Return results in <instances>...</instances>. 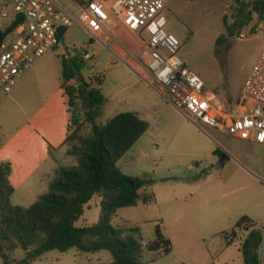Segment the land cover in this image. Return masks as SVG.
Listing matches in <instances>:
<instances>
[{"label": "rangeland", "instance_id": "obj_1", "mask_svg": "<svg viewBox=\"0 0 264 264\" xmlns=\"http://www.w3.org/2000/svg\"><path fill=\"white\" fill-rule=\"evenodd\" d=\"M255 1L171 0L167 6L168 29L181 41L180 57L228 109L236 108L242 100L244 82L264 51V20H259L253 9ZM127 40L128 36L121 34L108 41L92 38L81 27L69 26L59 47L39 58L28 79L18 80L12 92L1 98L0 135L11 133L24 121L35 124L45 120L48 110L56 106L68 110L63 105L67 96L61 87L63 58L69 61L84 55L86 66L80 71L73 68L76 78L68 85L77 86L79 80H84L100 88L106 98L115 89L127 97L141 89L146 99L141 116L149 122V129L116 166L124 175L151 180L141 193L152 200L144 203L141 198L136 206L118 209L112 225L121 230L123 237L131 235L140 241L142 264H227L228 257L244 250L247 239L248 244L252 243V233H264V167L246 166L236 150L242 142L240 137L200 129L166 101L159 84L148 74L149 56L142 40L136 41L135 59L122 60L111 50L114 44ZM87 52L94 55V60L85 59ZM97 77L102 81L100 86ZM72 112L84 117L80 99ZM110 117V111L105 110L96 123L104 125ZM92 136V124L85 122L67 147L57 150L54 180L61 169L78 164L81 138ZM216 149L235 156L221 165L214 154ZM11 174L12 167L9 179ZM13 183L16 187L12 200L23 207L37 200L33 194L49 193L45 180L33 178L25 188L16 178ZM101 201L97 194L84 206L76 221L78 227L101 219ZM245 216L253 222L237 227ZM158 225L172 242L170 253L148 249ZM249 232L251 237L247 238ZM4 245L12 264L25 258V251L15 239ZM111 261L108 251L82 252L73 247L66 252L47 251L31 264ZM234 264H242V260Z\"/></svg>", "mask_w": 264, "mask_h": 264}, {"label": "trees", "instance_id": "obj_2", "mask_svg": "<svg viewBox=\"0 0 264 264\" xmlns=\"http://www.w3.org/2000/svg\"><path fill=\"white\" fill-rule=\"evenodd\" d=\"M253 9L259 20H264V0H256ZM7 34L8 31L0 30V47ZM63 65L62 88L71 114L64 144L76 137L78 129L85 122L92 124L93 136L90 139L81 138L78 164L61 169L57 179L50 183L49 193L40 196L29 207L14 204L12 198L15 187L9 179L11 165L0 162L2 264H12L4 245L10 239H15L26 253L25 258L14 261L17 264H31L47 251L56 249L66 252L73 247L82 252L108 251L112 255L109 264H142L140 257L143 247L140 241L131 235L123 237L121 230L112 225V220L118 209L136 206L141 198L144 203L152 200L151 196H142L141 193L151 180L124 175L116 166L148 131L149 123L135 113L121 112L106 124L98 125L96 119L104 115L107 104L101 89L84 80H79L77 86L68 85L76 78L73 68L80 71L86 66L84 55L69 61L63 58ZM96 80L100 86L101 79L97 77ZM79 99L85 109L83 118L72 112V107ZM214 154L219 156L221 165L229 160V156L219 149ZM97 194L102 197L101 219L91 225L78 227L76 221L83 214L84 206ZM252 222L245 216L237 223V227ZM155 231L156 238L148 245V249L170 253L171 240L165 237L159 225ZM255 263L258 264L256 257L245 256V264Z\"/></svg>", "mask_w": 264, "mask_h": 264}, {"label": "built area", "instance_id": "obj_3", "mask_svg": "<svg viewBox=\"0 0 264 264\" xmlns=\"http://www.w3.org/2000/svg\"><path fill=\"white\" fill-rule=\"evenodd\" d=\"M171 0H0V98L39 58L56 50L69 26L93 38L110 30L112 20L137 35L149 56L146 63L168 103L200 129L211 128L264 145V51L241 89L236 108H226L203 79L180 57L181 41L168 29ZM91 52L85 59L94 60Z\"/></svg>", "mask_w": 264, "mask_h": 264}, {"label": "crops", "instance_id": "obj_4", "mask_svg": "<svg viewBox=\"0 0 264 264\" xmlns=\"http://www.w3.org/2000/svg\"><path fill=\"white\" fill-rule=\"evenodd\" d=\"M109 26L111 31L101 33L98 36V39L108 41L114 35L117 36L121 34L128 36L127 41H119L113 45L111 50L122 60L135 59L138 54L136 41L140 38L116 20H112ZM33 69L34 67L20 78L21 80L19 79V81L24 82V80L28 79V74L33 71ZM5 98L6 97L3 99ZM106 99L107 104L105 110L110 111V119L121 112H132L145 120L141 114L146 99L143 96L141 89L139 92H136V94L129 97L122 94L119 89H115L112 92L111 97ZM65 104L68 106L67 99L66 102H63L64 106ZM46 116L48 118L43 121H38L35 124L29 121H24L11 133L0 135V162L9 163L11 165L12 174L10 180L15 187L16 185L13 183L14 178L19 180V186L23 188H25L33 178L42 181L45 180V188H49L50 183L54 180L52 174L57 168L56 153L59 148L63 146L67 147V144H64V141L68 134L71 114L69 112V107L68 110L64 111L56 106L49 109ZM240 139L242 142L236 146V150H238V156L244 161L246 166L264 167V145L258 144L252 136L240 137ZM226 154L229 156L228 161L235 156L232 153ZM72 166L74 167L75 165ZM72 166L66 167L71 168ZM33 195L37 199L42 196H36V194ZM263 245L264 233L258 234L256 239H252L251 244H248L247 239V244L244 245V250H240V255L237 254L236 256L228 257V259H226L227 264H234L240 259L242 260V264H245V256H254L258 260V264H264V252L259 254V250L264 249Z\"/></svg>", "mask_w": 264, "mask_h": 264}, {"label": "flooded vegetation", "instance_id": "obj_5", "mask_svg": "<svg viewBox=\"0 0 264 264\" xmlns=\"http://www.w3.org/2000/svg\"><path fill=\"white\" fill-rule=\"evenodd\" d=\"M256 236H257V234H256L255 236H253L252 239H256ZM248 237H249V238L251 237V233H250V232H249L247 238H248Z\"/></svg>", "mask_w": 264, "mask_h": 264}]
</instances>
